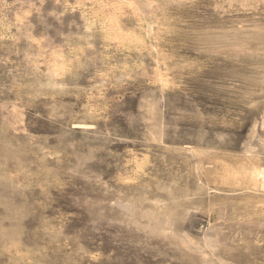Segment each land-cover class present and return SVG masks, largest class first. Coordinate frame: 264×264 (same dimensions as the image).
<instances>
[{"label":"rangeland","instance_id":"obj_1","mask_svg":"<svg viewBox=\"0 0 264 264\" xmlns=\"http://www.w3.org/2000/svg\"><path fill=\"white\" fill-rule=\"evenodd\" d=\"M0 264H264V0H0Z\"/></svg>","mask_w":264,"mask_h":264}]
</instances>
